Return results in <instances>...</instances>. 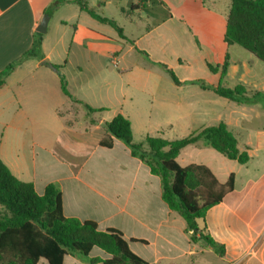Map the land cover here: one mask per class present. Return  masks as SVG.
I'll return each instance as SVG.
<instances>
[{"label": "crops", "instance_id": "1", "mask_svg": "<svg viewBox=\"0 0 264 264\" xmlns=\"http://www.w3.org/2000/svg\"><path fill=\"white\" fill-rule=\"evenodd\" d=\"M53 1L0 0V71L32 47L34 35L46 14L52 9L59 14L50 16L47 30L42 34L44 57L23 61L0 88V127L7 132L4 138L9 144L7 149L0 150V158L11 172L21 181L33 183L39 195L44 194L48 184L56 183L62 193L65 217L94 221L100 230L121 231L132 252L150 264H195L200 255L214 252L213 248L199 239L191 242L192 233L187 231L185 220L162 198L160 177L133 157L122 141L114 139L110 149L101 146V142L111 138L104 124L122 114L131 121L134 142L142 143L148 135L164 137L160 135L163 129L178 133L173 138L176 140L225 123L236 136L240 152L249 155L248 163L229 160L202 141L184 148L177 162L182 167L207 166L223 184L234 175V190L211 208L204 220H198V226L224 245L223 257L214 252L219 264H264V63L254 56L244 62L234 59L231 50L235 45L224 44L231 3L223 11L212 12L202 1L194 12L211 17V24L216 17L220 19L223 30L219 37L226 46L225 54L230 56L223 80L231 76L237 78L234 87L250 85L254 90L247 95L258 94L256 102L239 104L213 91H191L187 86L199 85L194 81L200 79L178 78L181 84L173 82L167 90L151 86L152 94L144 110L137 114L124 110L128 101L134 104V98H123L121 88L112 85L106 59L114 58V65L120 59L124 63L125 54L136 50L162 69L160 64L169 66L151 58L139 47L143 36L128 34L113 18L102 13L116 5L130 21L148 23L149 34L178 20L189 35L188 43L182 45L186 49L196 48L199 53L203 42L191 30L190 26L194 29L195 24L188 14L177 16L164 0H126L125 6L120 5V0H85L98 15L115 21L123 29L125 38H121L112 26L94 19L78 4L61 0L55 9L51 8ZM219 2L215 0L213 4ZM186 59H175V62L182 65ZM204 62L209 70L211 63ZM48 63L62 67L72 96L100 111L83 113L81 105L63 94L59 74ZM211 73L219 77V84L220 73ZM150 80L148 85L157 87V82ZM111 107L115 109L109 116L94 115L108 113ZM153 109H166L168 119L153 123L150 114ZM142 113V126H136ZM253 120L257 125L251 124ZM28 144L32 170L24 160L26 157L21 155V149ZM12 148H16V154L11 153ZM90 257L106 259L108 255L95 247ZM38 264L48 262L41 259ZM63 264L88 263L67 255Z\"/></svg>", "mask_w": 264, "mask_h": 264}, {"label": "trees", "instance_id": "2", "mask_svg": "<svg viewBox=\"0 0 264 264\" xmlns=\"http://www.w3.org/2000/svg\"><path fill=\"white\" fill-rule=\"evenodd\" d=\"M79 5L82 11L102 23L112 26L125 38L123 29L115 21L98 15L85 0H64ZM61 0H54L51 8H58ZM43 35L35 33L32 47L20 59L0 71V88L8 76L23 61L29 58L42 59ZM227 46L239 45L256 59L264 63V0H231L223 38ZM49 64V63H48ZM52 65V64H49ZM176 85H180L173 69L160 64ZM230 65V56L225 54L222 65L208 68L220 73V82L211 86L196 80L204 90H211L218 96L237 102H256L257 95L248 97L243 85L228 88L222 85ZM60 77L61 90L74 103L83 106L88 113L100 110L76 99L68 91L67 79L61 66L52 65ZM111 138L101 142V146L112 148L113 140L122 141L131 155L140 159L153 175L160 177L162 198L168 207L180 214L191 232V242L198 239L211 246L223 257L225 247L217 243L198 226L207 212L223 202L225 196L235 188L234 175L226 183H220L214 173L204 165L182 167L177 162L181 151L199 141L229 160L240 164L249 161L246 152L238 149L236 136L225 123L206 127L188 137L166 140L160 136L148 135L142 143H135L131 121L122 114L116 115L104 124ZM0 264H38L45 259L48 264H63L65 256L78 257L88 264H150L136 255L129 247L123 233L115 228L100 230L94 221H80L67 218L63 214L62 193L56 183L47 185L44 194L39 195L33 183L18 179L0 158ZM103 250L108 258H91L93 248Z\"/></svg>", "mask_w": 264, "mask_h": 264}, {"label": "rangeland", "instance_id": "3", "mask_svg": "<svg viewBox=\"0 0 264 264\" xmlns=\"http://www.w3.org/2000/svg\"><path fill=\"white\" fill-rule=\"evenodd\" d=\"M166 5L174 11L177 16H182L184 14H188V18L191 23H194V29L192 26L191 30L197 33V39L203 42L201 47V51L198 53L196 48H184L182 45L183 42H187V30L185 26L181 24L178 20L169 23L153 34H149L146 30L148 23L145 21H138V23H134L130 21V17L127 14L122 13L121 10L117 9V6H110L105 10L104 16L113 18L117 22L119 26L125 29L128 34H133L135 36L141 37L139 42V47L145 50L151 58H155L161 62H164L170 68L174 70L176 75L181 80H191V79H200L207 84L217 85L219 77L217 75L212 74L206 67L205 62H209L213 65L222 64L226 46L222 44V40L219 37H222V26L220 25V19L218 17L215 18V23L211 24V17H205L203 14L195 15V8L201 5L200 2L205 3V7L208 10L214 12V10L220 9L225 10L227 4H230V0H220L217 5L213 4L215 0H164ZM126 0H120V5L125 6ZM49 18L51 15H59L55 10L49 12ZM44 18V17H43ZM146 18V15H144ZM186 17V19L188 20ZM211 18V19H210ZM146 20V19H145ZM55 19L51 21L50 30L51 32L54 30ZM110 27V26H108ZM142 28V29H141ZM112 29V28H111ZM199 29V30H198ZM197 30V31H196ZM114 31V30H113ZM188 43V42H187ZM114 44V43H113ZM125 52V51H124ZM232 57L234 59H240L241 62H244L248 58H253L249 52L243 49L239 45H235L231 50ZM119 57V56H118ZM182 58L186 61L183 62L182 65H178L175 62V59ZM204 59V60H203ZM114 58L106 59V66L110 73V81L112 85L117 89H120V94L123 98L125 97L127 100L132 96L134 98V104L130 105L129 101L124 105L125 111H130L135 113H139L144 110L145 104L152 94L150 92V87L154 86V89H162L167 90L169 85H173V80L169 76V74L162 69L157 64L152 63L150 59L146 56L138 53L136 50L128 51L125 54L124 63H122L120 59V63H113ZM108 76V73H106ZM150 79H154L157 82L156 85H148V82H151ZM236 77H227L226 80H223L222 85L225 87L232 88L237 83ZM247 92L252 94L254 90L250 85L245 86ZM187 89L191 91H211L204 90L200 87V85L192 84L188 85ZM113 92V91H111ZM155 93V91H153ZM121 100V99H120ZM264 102V100H263ZM137 104V106H136ZM117 106V105H115ZM119 106V105H118ZM82 112L86 114V109L82 107ZM108 109V108H107ZM115 107H111L108 113L103 114H94L97 117L108 116L111 115L114 111ZM81 113L84 117L85 114ZM151 118L153 123L157 122H165L168 119V112L166 109H153L151 111ZM141 115V114H140ZM138 119L136 126H142V118ZM111 118V117H110ZM109 118V119H110ZM251 124L257 125V121H251ZM152 127H155L152 125ZM139 128V127H138ZM152 131V130H151ZM164 137L162 138L166 140H173L178 133L170 132L167 129L160 130ZM4 136H7V132L4 133V129L0 127V150L7 149L9 144L6 143V139ZM31 148L28 145H24L21 149V155L26 157L25 162L28 165L29 169L32 170L31 167V159H29V154ZM11 153H17L16 148L11 149ZM6 211L0 209V215L5 214ZM217 256L214 252H206L204 255H200L198 257V261L195 264H219Z\"/></svg>", "mask_w": 264, "mask_h": 264}, {"label": "water", "instance_id": "4", "mask_svg": "<svg viewBox=\"0 0 264 264\" xmlns=\"http://www.w3.org/2000/svg\"><path fill=\"white\" fill-rule=\"evenodd\" d=\"M48 21H49V15L46 14L44 18L42 19L40 26L37 28L38 33L44 34L46 32ZM45 60L48 61V59H45Z\"/></svg>", "mask_w": 264, "mask_h": 264}, {"label": "built area", "instance_id": "5", "mask_svg": "<svg viewBox=\"0 0 264 264\" xmlns=\"http://www.w3.org/2000/svg\"><path fill=\"white\" fill-rule=\"evenodd\" d=\"M115 65H116V63H115ZM117 66V65H116Z\"/></svg>", "mask_w": 264, "mask_h": 264}]
</instances>
